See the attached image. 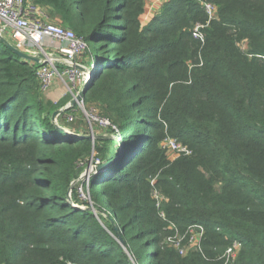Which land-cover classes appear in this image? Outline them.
Segmentation results:
<instances>
[{
	"label": "trees",
	"instance_id": "obj_1",
	"mask_svg": "<svg viewBox=\"0 0 264 264\" xmlns=\"http://www.w3.org/2000/svg\"><path fill=\"white\" fill-rule=\"evenodd\" d=\"M26 1L96 49L84 100L118 131L57 129L37 65L0 39V264H215L234 241L237 264H264V0H169L146 26L152 0ZM168 137L192 155L170 159ZM122 149L83 201L81 164ZM171 224L202 225L201 249L166 245Z\"/></svg>",
	"mask_w": 264,
	"mask_h": 264
},
{
	"label": "built area",
	"instance_id": "obj_2",
	"mask_svg": "<svg viewBox=\"0 0 264 264\" xmlns=\"http://www.w3.org/2000/svg\"><path fill=\"white\" fill-rule=\"evenodd\" d=\"M208 15L207 24H197L192 30L193 38L205 42L204 29L218 18V8L209 2H200ZM151 17V18H150ZM153 15L147 13L144 16L143 25L146 26L152 21ZM0 39L9 41L18 50L41 58L40 63L30 62L37 65V78L40 82L43 95L51 96L56 82H59L63 91V96L70 93L72 87L81 86L79 93H82L85 86H91L93 81L90 78L86 81L84 71L76 68L78 65L89 69L88 66L81 65L80 59L84 58L89 50L87 42L78 37L73 30L64 28L49 21L45 10L26 0H0ZM51 44L48 45L47 43ZM54 52L49 48L54 47ZM64 65L63 71L60 65ZM97 66L92 65V71L97 72ZM75 96V94L73 95ZM76 97V96H75ZM109 125L108 122L105 123ZM112 126V124H110ZM114 129L117 130L115 126ZM76 138H81L75 133L71 134ZM162 148L174 155L173 159L188 157L192 155V150L179 142L175 138L168 137ZM154 184V182H153ZM153 197L157 201L158 208L161 207L165 197L158 191L153 192ZM161 218L166 220L162 213ZM170 230L174 235L166 239V245L174 247L180 255H185L190 247L201 249V241L205 234V229L200 224L192 225L186 234L182 235L174 224L170 225ZM184 238L188 242L184 243ZM242 245L239 241H234L226 251L218 258L215 264H237Z\"/></svg>",
	"mask_w": 264,
	"mask_h": 264
},
{
	"label": "rangeland",
	"instance_id": "obj_3",
	"mask_svg": "<svg viewBox=\"0 0 264 264\" xmlns=\"http://www.w3.org/2000/svg\"><path fill=\"white\" fill-rule=\"evenodd\" d=\"M150 10L151 8L150 9L148 8L147 13H149ZM49 21L52 23L58 24L56 20L52 19L51 15L49 16ZM60 26L67 28L64 25H60ZM242 46L245 50H247V45L245 43ZM84 57L87 60V64L90 65L91 63L94 62L93 58L96 57V49L93 51V56H92L93 58L90 57L89 52H87ZM190 72H191V69H190ZM80 87L81 86L72 87L71 91L75 94L76 97L73 96L74 94L70 93L69 95H67L65 100L61 102L54 103L52 101H49V97L44 95V98H46L44 102L47 103L45 108L48 112H51L53 115L57 111L62 110L63 112H65L66 110L73 108L72 116L62 117L61 116V114H63L62 112L60 115L56 117L55 124L64 129L69 130L70 133H75L77 135H80L81 138L83 137L85 138L86 136L91 137L92 141L98 140L97 138H107L109 136L115 138L113 131H111V128L113 130H116L114 129V127H112L114 126V124L108 118L103 117L100 113V110L96 106H93L92 108L88 109V106L84 100L85 94L80 98L79 101L76 102V104L73 107H71L72 106L71 103L75 101L78 96ZM106 122H108L109 125H106L105 124ZM110 124H112V126H110ZM168 156L170 159L174 158V155L170 154L169 152H168ZM104 163L101 164V162L97 161L93 156L86 163L81 164L82 173L74 181L72 186H73V189H76L77 192L80 194V198L83 201L90 202L89 188H88L89 182L93 175L102 171L100 170V167ZM92 210L94 211L95 214H98L95 208H93ZM187 242H188L187 238H184V243H187Z\"/></svg>",
	"mask_w": 264,
	"mask_h": 264
},
{
	"label": "water",
	"instance_id": "obj_4",
	"mask_svg": "<svg viewBox=\"0 0 264 264\" xmlns=\"http://www.w3.org/2000/svg\"><path fill=\"white\" fill-rule=\"evenodd\" d=\"M2 41H3V43L14 53V54H16L20 59H22L23 61H26V62H34V63H40L41 62V58L39 57V56H33V55H30V54H27V53H24V52H22V51H20V50H18L17 48H15L9 41H7V40H5V39H1ZM92 65H93V63H91L90 65H89V69L88 70H85V68L84 67H82V66H77L76 68H78L79 70H81V71H84L85 72V74H86V81L90 78V76H91V79H92V81L94 82V80H95V78H96V74L97 73H95V72H93L92 71ZM91 87V86H90ZM89 89V86H85V89H84V91L79 95V96H77V98H76V100L75 101H73L72 103H71V107H73L75 104H76V102L77 101H79L80 100V98L87 92V90ZM68 109V108H67ZM63 111L61 110V111H57V112H55V114L53 115V123L55 124V119H56V117L58 116V115H60L61 113H62ZM56 125V124H55ZM56 127H57V129H59V130H64L62 127H60V126H58V125H56ZM85 138H88V139H92L91 137H88V136H86ZM111 138H113V139H115L116 138V136H115V138L114 137H111ZM118 138H121V136L120 135H118ZM97 139H100V138H97ZM123 154H124V151H123V149H122V151L120 152V155L118 156V157H116V158H113L112 160H110V161H107V162H105L101 167H100V170H106V169H108L109 167H111L112 165H114V164H117V163H119V162H121L122 160H123ZM116 231L118 232V234H119V241H120V244L125 248V242H124V240H123V238L121 237V234H120V230L116 227Z\"/></svg>",
	"mask_w": 264,
	"mask_h": 264
},
{
	"label": "crops",
	"instance_id": "obj_5",
	"mask_svg": "<svg viewBox=\"0 0 264 264\" xmlns=\"http://www.w3.org/2000/svg\"><path fill=\"white\" fill-rule=\"evenodd\" d=\"M168 1L169 0H152L148 6L149 9L151 8V10L149 11L151 13V15L155 16L156 14H158L161 11L163 5ZM153 19H154V17H152V20ZM47 44L50 45L51 43L48 42ZM54 45L55 44H53V46ZM55 47L56 46L49 48V50L54 52ZM80 62H81V65L88 66L87 60L85 59V57L80 59ZM59 65H60V69L63 71V69L65 68L64 65L63 64H59ZM66 97L67 96H63V91L61 89L59 82H56L55 86H54V90H53L51 96H49V101H52L54 103L55 102H61V101H64ZM68 104H70V103H68Z\"/></svg>",
	"mask_w": 264,
	"mask_h": 264
}]
</instances>
